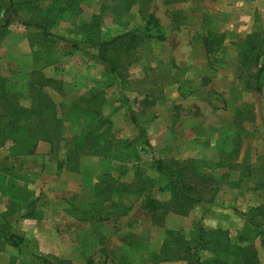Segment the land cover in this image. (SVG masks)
Wrapping results in <instances>:
<instances>
[{
    "label": "rangeland",
    "instance_id": "374dc122",
    "mask_svg": "<svg viewBox=\"0 0 264 264\" xmlns=\"http://www.w3.org/2000/svg\"><path fill=\"white\" fill-rule=\"evenodd\" d=\"M66 1L18 11L66 41L15 19L0 31V264H86L77 242L82 230L97 242L93 264H120L122 257L126 264H186L160 261L168 239L173 243L166 232L189 239L197 223L238 244L244 224L234 210L264 206V71L255 90L263 60L247 61L251 44L264 40V0H76L73 11ZM7 3L0 0V24ZM148 14L163 39L136 48L121 76L106 74L71 47L138 33ZM209 32L221 37L213 56L202 45ZM45 79L60 82V89ZM184 83L195 89L181 97ZM38 91L55 106L61 135L52 144L37 143L25 172L5 173L3 160L16 148L6 139L9 109L34 106ZM96 106L99 119L83 116L84 108ZM131 117L151 149L136 139ZM157 159L194 180L204 176L198 186L205 198L186 215L168 213L159 227L145 209L147 197L169 198ZM40 195L48 205L28 217V202ZM255 222L264 229V209ZM10 234L21 244L6 243ZM252 244L264 264L258 240ZM211 256L201 254L202 260Z\"/></svg>",
    "mask_w": 264,
    "mask_h": 264
},
{
    "label": "trees",
    "instance_id": "16d2710c",
    "mask_svg": "<svg viewBox=\"0 0 264 264\" xmlns=\"http://www.w3.org/2000/svg\"><path fill=\"white\" fill-rule=\"evenodd\" d=\"M47 0H8L5 10L6 19L0 24V31L9 27L12 20H17L26 26H30L39 31L44 37L50 39H57L60 41H66L61 37L51 34L46 26L42 22L37 21H25L22 20L18 11L20 7H32L35 9L41 7ZM129 1V0H125ZM133 2V0H130ZM166 4H169L165 0ZM64 8L68 11H73L77 8L76 0H67ZM94 19V18H93ZM145 27L138 33L131 31L118 35L114 38L105 41L95 42L92 39H87L83 44L72 43L71 47L75 51H79L82 55L90 58L95 63L104 68L106 74L121 76L120 69L124 64V61L131 58L132 52L143 45L146 41L155 39L161 41L163 38L159 34V26L157 20L153 15L148 14L145 20ZM210 37H204L202 39V45L207 54L210 56L215 55L220 51L221 37L212 35ZM250 42V41H248ZM88 49H95L97 54L88 53ZM249 60L248 63L257 65L259 60L262 59L263 63L256 72V86L255 90L260 92L259 80L261 79L264 71V40L258 44L253 43L249 47ZM44 85L57 86L60 82L52 79H45ZM57 88V87H56ZM57 89H60L59 87ZM195 87L189 83H184L178 88V93L181 97L190 95L194 91ZM90 104H88V107ZM8 117L10 118L9 125L10 134L6 139H10L16 145V148L3 160L2 170L5 173L18 175L25 172L29 167L32 156L34 155L35 147L38 142L43 141L47 143H54L59 139L61 128L59 126L60 120L57 118V111L55 106L47 99L40 91L37 92L34 98V106L25 108H13L9 109ZM49 112V117L45 114ZM81 114L84 113V117L94 114L93 119L97 117L99 119L100 110L98 106L91 108H84L82 113V107L80 108ZM24 120L25 123L20 125L19 122ZM131 122L135 125L137 130V140L146 148L151 149L145 130L137 124V120L131 117ZM49 122V123H48ZM104 124V123H103ZM95 128L98 129V126ZM94 128V129H95ZM93 130L89 131L90 135ZM20 145L25 147L19 148ZM81 145L79 146V149ZM18 148V149H17ZM16 149V150H15ZM155 170L163 178H165V186L161 189L163 193H168V200L157 201L154 198L147 197L145 199V209L151 214V222L154 226H161L164 217L168 213L176 215H186L188 211L194 206H201L205 202L203 197V189L198 186L200 178L204 176H197L196 180L193 179V174L186 177L183 171L178 168H169L165 162L161 160L154 161ZM206 182V181H204ZM142 189H139V192ZM0 188V193H4ZM47 206V201L43 196H38L28 202L27 209H30L28 217H34L31 213L39 208ZM264 209V206L253 208L248 212L242 213L237 210L234 212L243 221V230L239 234L238 244H232L227 235L215 231L206 233L200 223H197L192 235L189 239H185L178 236L177 233L168 231L166 236L172 238L173 243L168 239L164 245L165 252H162L160 261H184L186 264H259L257 252L253 247L252 242L258 240L260 247L264 251V229L260 224L255 222V218L260 216V213ZM82 236V238H81ZM170 240V241H169ZM6 243L13 247H17L21 244L22 238L16 234H10L5 239ZM77 242L82 248V257L87 259L86 264H93L90 259V252L95 249L97 242L94 235L89 231H83L77 235ZM246 244V245H243ZM210 253L212 256L210 259L202 260L201 254ZM120 264H126L125 258L122 257Z\"/></svg>",
    "mask_w": 264,
    "mask_h": 264
},
{
    "label": "crops",
    "instance_id": "0c3cea01",
    "mask_svg": "<svg viewBox=\"0 0 264 264\" xmlns=\"http://www.w3.org/2000/svg\"><path fill=\"white\" fill-rule=\"evenodd\" d=\"M47 205H48V202H47ZM80 256L82 257V248H81V246H80Z\"/></svg>",
    "mask_w": 264,
    "mask_h": 264
}]
</instances>
